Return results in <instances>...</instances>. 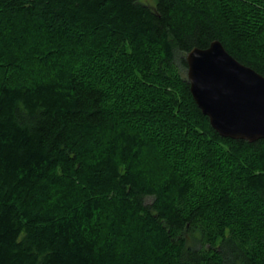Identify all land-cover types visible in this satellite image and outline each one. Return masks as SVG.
Returning <instances> with one entry per match:
<instances>
[{
  "label": "trees",
  "instance_id": "obj_1",
  "mask_svg": "<svg viewBox=\"0 0 264 264\" xmlns=\"http://www.w3.org/2000/svg\"><path fill=\"white\" fill-rule=\"evenodd\" d=\"M213 41L264 76V0H0V264H264V139L184 74Z\"/></svg>",
  "mask_w": 264,
  "mask_h": 264
},
{
  "label": "water",
  "instance_id": "obj_2",
  "mask_svg": "<svg viewBox=\"0 0 264 264\" xmlns=\"http://www.w3.org/2000/svg\"><path fill=\"white\" fill-rule=\"evenodd\" d=\"M190 91L212 127L223 137L264 139V76L213 41L186 54Z\"/></svg>",
  "mask_w": 264,
  "mask_h": 264
},
{
  "label": "rangeland",
  "instance_id": "obj_3",
  "mask_svg": "<svg viewBox=\"0 0 264 264\" xmlns=\"http://www.w3.org/2000/svg\"><path fill=\"white\" fill-rule=\"evenodd\" d=\"M140 1H141L142 3H145V4H149V5L152 6V7H155L156 4H157V0H140ZM184 74H185V76H187V72H185ZM146 202H147V203L152 202V198H151V197H150V198H147Z\"/></svg>",
  "mask_w": 264,
  "mask_h": 264
}]
</instances>
